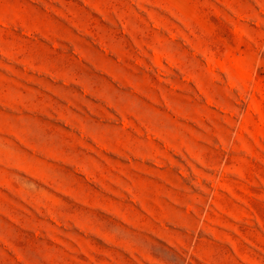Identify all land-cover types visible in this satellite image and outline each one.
Returning <instances> with one entry per match:
<instances>
[{"label": "rangeland", "instance_id": "374dc122", "mask_svg": "<svg viewBox=\"0 0 264 264\" xmlns=\"http://www.w3.org/2000/svg\"><path fill=\"white\" fill-rule=\"evenodd\" d=\"M0 264H264V0H0Z\"/></svg>", "mask_w": 264, "mask_h": 264}]
</instances>
